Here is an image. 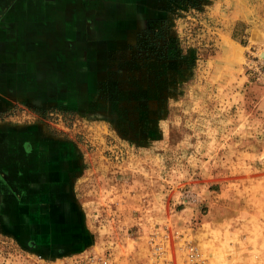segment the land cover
Segmentation results:
<instances>
[{
  "label": "rangeland",
  "instance_id": "rangeland-1",
  "mask_svg": "<svg viewBox=\"0 0 264 264\" xmlns=\"http://www.w3.org/2000/svg\"><path fill=\"white\" fill-rule=\"evenodd\" d=\"M21 1L0 0V10ZM158 4L161 17L136 19L132 34L119 31L123 43L80 60L78 78L66 75L78 46L63 45L57 77L68 87H43L66 107L29 101L7 114L42 122L78 152L72 192L94 245L48 256L0 231V264L145 263L150 236L163 230L188 237L208 264H264V0ZM153 20L166 23L148 29ZM168 38L194 59L167 60Z\"/></svg>",
  "mask_w": 264,
  "mask_h": 264
},
{
  "label": "crops",
  "instance_id": "crops-1",
  "mask_svg": "<svg viewBox=\"0 0 264 264\" xmlns=\"http://www.w3.org/2000/svg\"><path fill=\"white\" fill-rule=\"evenodd\" d=\"M159 8L158 0H22L0 10V30L7 34L0 41L5 46L0 51V231L14 237L18 245H32L48 256L71 257L90 249L94 235L86 230L82 204L72 192L73 158L78 152L66 151L42 122L15 123V117L7 114L29 101L66 107L57 90L43 87L48 80L56 89L68 87L58 80L63 45L86 46L68 50L74 53L73 70L66 75L78 78L80 60L87 64L94 51L100 55L110 45L123 43L120 30L132 34L133 21L145 25L147 19L163 15ZM16 17L22 20L16 22ZM109 20L108 24L116 21L118 26L106 25ZM77 25L82 31L76 30ZM41 61L50 63L46 71L37 73ZM36 84L38 99L30 92Z\"/></svg>",
  "mask_w": 264,
  "mask_h": 264
},
{
  "label": "built area",
  "instance_id": "built-area-1",
  "mask_svg": "<svg viewBox=\"0 0 264 264\" xmlns=\"http://www.w3.org/2000/svg\"><path fill=\"white\" fill-rule=\"evenodd\" d=\"M170 236L167 230L153 233L148 244L147 261L139 264H208L206 258L188 237L174 235L170 238ZM38 259L41 257L38 256ZM102 264L110 263L106 261Z\"/></svg>",
  "mask_w": 264,
  "mask_h": 264
},
{
  "label": "trees",
  "instance_id": "trees-1",
  "mask_svg": "<svg viewBox=\"0 0 264 264\" xmlns=\"http://www.w3.org/2000/svg\"><path fill=\"white\" fill-rule=\"evenodd\" d=\"M165 23L166 21L164 20L148 21L147 28L156 30L160 28V24H165ZM163 53L165 55V58L171 61H178V60L190 61L194 59L191 56V49L184 50L176 38H168L164 40ZM193 55H194V51H193Z\"/></svg>",
  "mask_w": 264,
  "mask_h": 264
},
{
  "label": "bare ground",
  "instance_id": "bare-ground-1",
  "mask_svg": "<svg viewBox=\"0 0 264 264\" xmlns=\"http://www.w3.org/2000/svg\"><path fill=\"white\" fill-rule=\"evenodd\" d=\"M227 46H228V44H226V48H228ZM227 53L229 54V50L227 51ZM229 56H230V54H229Z\"/></svg>",
  "mask_w": 264,
  "mask_h": 264
}]
</instances>
